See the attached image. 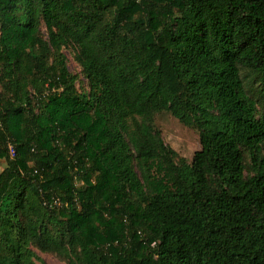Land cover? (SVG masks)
Listing matches in <instances>:
<instances>
[{"label": "trees", "instance_id": "trees-1", "mask_svg": "<svg viewBox=\"0 0 264 264\" xmlns=\"http://www.w3.org/2000/svg\"><path fill=\"white\" fill-rule=\"evenodd\" d=\"M1 159L0 264H264V0H0Z\"/></svg>", "mask_w": 264, "mask_h": 264}, {"label": "rangeland", "instance_id": "rangeland-1", "mask_svg": "<svg viewBox=\"0 0 264 264\" xmlns=\"http://www.w3.org/2000/svg\"><path fill=\"white\" fill-rule=\"evenodd\" d=\"M67 58V65L72 74L77 76V88L79 91L88 92L89 85L82 69L76 61L75 49L70 46L63 48ZM155 126L162 133L166 145L174 149L180 158L191 162L194 153L201 149L199 131L184 125L170 112H163L155 116ZM178 160V159H177ZM6 161L0 160V173L6 167ZM36 264H67V260L53 254L42 253L36 250Z\"/></svg>", "mask_w": 264, "mask_h": 264}, {"label": "built area", "instance_id": "built-area-1", "mask_svg": "<svg viewBox=\"0 0 264 264\" xmlns=\"http://www.w3.org/2000/svg\"><path fill=\"white\" fill-rule=\"evenodd\" d=\"M9 152H10L11 157L16 156V148L13 144H9Z\"/></svg>", "mask_w": 264, "mask_h": 264}]
</instances>
